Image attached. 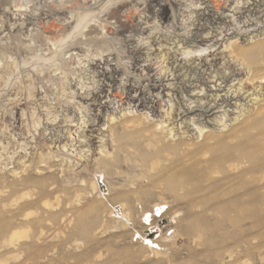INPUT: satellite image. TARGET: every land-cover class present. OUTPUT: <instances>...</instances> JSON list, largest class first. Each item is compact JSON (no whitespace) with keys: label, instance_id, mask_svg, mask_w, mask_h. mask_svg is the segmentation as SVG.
I'll return each mask as SVG.
<instances>
[{"label":"rangeland","instance_id":"374dc122","mask_svg":"<svg viewBox=\"0 0 264 264\" xmlns=\"http://www.w3.org/2000/svg\"><path fill=\"white\" fill-rule=\"evenodd\" d=\"M249 1L0 0V175L33 181L0 188V264H264V146L263 171L195 191L131 161L116 126L147 113L173 142L200 140L197 121L230 128L256 106L264 85L245 93L226 48L264 37V0Z\"/></svg>","mask_w":264,"mask_h":264},{"label":"bare ground","instance_id":"6f19581e","mask_svg":"<svg viewBox=\"0 0 264 264\" xmlns=\"http://www.w3.org/2000/svg\"><path fill=\"white\" fill-rule=\"evenodd\" d=\"M256 1L257 0H254L252 4ZM249 4V0H242V5L240 7L244 8L245 5L250 6ZM236 8H239L238 4L235 6V9ZM164 10L165 8L161 7L160 13L164 14ZM237 12L240 13L241 11ZM116 14L117 12H113V15ZM176 17L177 15L174 14V19H176ZM250 20L251 19L248 18L243 26L256 25V22H250ZM128 21L130 20L128 19ZM134 30H139L137 29V25ZM212 40L213 37H211L210 40L201 39L200 41L210 42ZM215 42H217V40ZM212 46L214 45L212 44ZM226 48L228 54L231 55L235 61L242 62L247 69L245 74V85L243 87L245 93L250 89L254 90L258 86H263L264 37L253 42L250 48L245 49L234 42H230V44L226 45ZM134 50L138 53L140 48L134 47ZM100 60L101 59L98 61L100 62ZM119 64H121V62H119ZM123 66L130 72V66L128 64ZM106 71H108V68H106ZM165 76L166 73L162 76L161 81ZM152 87L158 88L159 86L152 84ZM237 90L240 91L242 88ZM228 92L229 90L224 94L227 96L226 98L221 97L219 100L223 102L226 101L227 98H234L236 95V90L231 91L229 94L230 96ZM253 92L254 91L250 94L256 95ZM140 93L141 95L145 94V92L142 91H140ZM117 96H120L121 99L124 97L123 93H118ZM138 96L130 97L129 94L127 97L130 101H135L139 100ZM255 100L256 106L248 108L247 112L242 113V118L240 120L235 118L236 121L232 123L230 128H226L223 122L224 120L221 117H218L220 126L216 128L215 126L210 127L203 122L199 123V121H197L195 124L201 135L200 140L184 138L177 142H173L169 137V132L165 134L163 122H161L160 126H158L159 122H150L147 113L145 115L141 113L129 115L124 112L123 117L116 122V126L118 128H123L124 131H127V133L133 137L131 139L132 146L139 150V153L133 156L131 155V161L135 163L140 162V165H147L151 170L169 175V179L174 182L189 184L191 181H195V185L191 188H194L193 190L195 191H215L218 189V182L221 180H232L237 177H245L250 173L260 172L263 168L262 163L252 159V154L256 149L264 146V139L261 138L264 137V95H260L259 98H257L256 95ZM161 101L162 99H158L154 104L160 107ZM153 102L152 97L147 98L143 96L140 99L139 106L153 104ZM192 109L193 106H191L190 103L188 107L183 109L182 113L189 110L192 111ZM179 115H181V113H176L172 119H176ZM167 118L169 119V117ZM113 119L114 118L111 120ZM166 120L164 122H166ZM41 161H45V159ZM50 167L49 165L47 168L44 167V169H49ZM17 175L11 180L7 179L4 175H0V188L7 189L9 187L8 194L3 196L4 200L16 197L21 190L33 184V181H31L27 175ZM205 180L210 181L208 185L203 184ZM44 182L45 180H42L43 185ZM3 189H0V193H3ZM15 200L17 199H14V201ZM28 204L29 202H24L22 205L26 206ZM44 204L47 205V203ZM163 207V205H159L158 203L154 204L152 209L153 214L150 212L144 213V224L148 227H152L151 217L156 215V210L162 211L161 209ZM154 208H156V210ZM176 213L178 212L176 211ZM13 234L15 235V233ZM147 244H149V242ZM150 244H153V242ZM149 246L154 248L152 245Z\"/></svg>","mask_w":264,"mask_h":264}]
</instances>
